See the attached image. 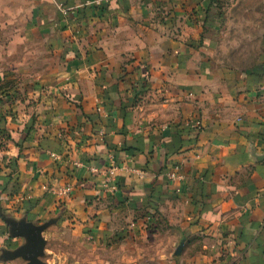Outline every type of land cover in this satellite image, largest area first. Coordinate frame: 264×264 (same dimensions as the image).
I'll list each match as a JSON object with an SVG mask.
<instances>
[{
    "label": "crops",
    "instance_id": "obj_1",
    "mask_svg": "<svg viewBox=\"0 0 264 264\" xmlns=\"http://www.w3.org/2000/svg\"><path fill=\"white\" fill-rule=\"evenodd\" d=\"M208 7L0 0V256L6 216L59 219L45 264H264V54L221 66Z\"/></svg>",
    "mask_w": 264,
    "mask_h": 264
},
{
    "label": "rangeland",
    "instance_id": "obj_2",
    "mask_svg": "<svg viewBox=\"0 0 264 264\" xmlns=\"http://www.w3.org/2000/svg\"><path fill=\"white\" fill-rule=\"evenodd\" d=\"M207 1L210 4V9L206 19L203 20L200 17L195 19L196 15H194V19L204 29L203 35H209L212 41L214 59L221 66H226L237 72L250 70L264 54V0ZM13 83H5L4 86L11 89L14 87ZM7 98L10 100L11 97L7 96ZM20 99H24L23 96ZM117 241L122 244L121 247L132 248V251H138V253L142 251V256H147L148 253L152 254L150 257L147 256L148 258L143 257L142 260H146V264H161L157 261L163 260L154 258L157 246L162 243L158 240L156 242L154 240L127 242L122 238ZM55 242L59 244L60 240ZM166 248L163 246V250ZM177 248L168 249L165 255L168 254L169 257L172 256L173 258ZM135 258L137 259L138 256Z\"/></svg>",
    "mask_w": 264,
    "mask_h": 264
},
{
    "label": "water",
    "instance_id": "obj_3",
    "mask_svg": "<svg viewBox=\"0 0 264 264\" xmlns=\"http://www.w3.org/2000/svg\"><path fill=\"white\" fill-rule=\"evenodd\" d=\"M5 224L8 226L9 235L12 239L22 240L21 246L13 251L3 250L0 262H10L21 259L26 264H45L42 259L45 257L47 242L43 234L59 221L58 218L49 220L42 225H34L28 222L25 217L20 220L3 216ZM182 251V245L177 250V255Z\"/></svg>",
    "mask_w": 264,
    "mask_h": 264
},
{
    "label": "built area",
    "instance_id": "obj_4",
    "mask_svg": "<svg viewBox=\"0 0 264 264\" xmlns=\"http://www.w3.org/2000/svg\"><path fill=\"white\" fill-rule=\"evenodd\" d=\"M74 167L75 168H77V167H82V165L81 164H79V163H75L74 164ZM93 172H95L94 170H92ZM115 170H110V171H108L110 174L112 173L113 174V172H114ZM112 174H111V176H112ZM175 176L174 175H172V178H174ZM107 179H110V178H108L107 177ZM74 189H73V187L72 186H70V185H66V187H64V188H62V189H60V190H58L56 193H55V195L57 196V198H58V200H67V199H69L71 196H72V193L74 192L73 191Z\"/></svg>",
    "mask_w": 264,
    "mask_h": 264
},
{
    "label": "trees",
    "instance_id": "obj_5",
    "mask_svg": "<svg viewBox=\"0 0 264 264\" xmlns=\"http://www.w3.org/2000/svg\"><path fill=\"white\" fill-rule=\"evenodd\" d=\"M209 9H210V7H208ZM209 9H208V11H207V14H208V12H209ZM6 127V126H5ZM8 137V136H7Z\"/></svg>",
    "mask_w": 264,
    "mask_h": 264
}]
</instances>
